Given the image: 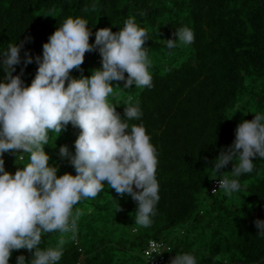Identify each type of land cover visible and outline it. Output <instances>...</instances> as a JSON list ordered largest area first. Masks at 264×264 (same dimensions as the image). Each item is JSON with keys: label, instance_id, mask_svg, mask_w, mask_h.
I'll return each mask as SVG.
<instances>
[{"label": "trees", "instance_id": "trees-1", "mask_svg": "<svg viewBox=\"0 0 264 264\" xmlns=\"http://www.w3.org/2000/svg\"><path fill=\"white\" fill-rule=\"evenodd\" d=\"M68 17L87 21L90 44L98 28L116 32L128 17L148 32L144 47L153 86L124 88L123 81H114L108 99L122 119L128 103L139 106L140 119L129 123L143 125L156 148L159 201L150 226H139L136 202L105 183L95 199L74 206V212L81 210L76 239L66 235L57 264H149L143 249L150 238L172 250L164 252L161 264L184 252L197 264H264V236L254 223L264 220V159L257 157L251 173L236 177L241 187L231 197L218 188L213 194L208 178L211 161L232 144L238 123L264 114V0H0V52L9 43L21 45L12 74L24 86L36 74L43 44ZM183 26L193 31V43L171 50L160 43ZM26 52L31 63H25ZM99 67V52H86L70 76H90ZM78 133L70 123L56 139L48 133L44 150L57 176L76 174L59 147L66 145L74 155ZM23 156L3 153L5 170L22 168L28 154ZM231 168L230 162L222 169L229 178ZM60 235L44 234L40 247L55 246ZM19 255L32 258L27 249L13 250L9 264Z\"/></svg>", "mask_w": 264, "mask_h": 264}, {"label": "clouds", "instance_id": "clouds-1", "mask_svg": "<svg viewBox=\"0 0 264 264\" xmlns=\"http://www.w3.org/2000/svg\"><path fill=\"white\" fill-rule=\"evenodd\" d=\"M90 35L85 19L66 18L43 44L42 58L35 57L37 71L27 86L19 75L12 74L20 63L21 45L9 43L0 52L4 73L0 80V264H9L12 251L20 249H27L32 258L26 261L19 255L16 264H57L66 235L76 239L81 210L74 212V206L82 199H95L105 183L136 202L137 225L148 227L152 222L159 201L156 148L143 125L129 123L140 119L139 106L128 103L122 119L108 99L114 95V81H123L124 88L153 86L152 61L144 47L148 32L128 17L116 32L98 28L92 44ZM172 35L160 39L169 50L194 42V33L187 26L176 28ZM93 50L100 54L101 67L90 76L71 77L70 72L83 64L85 53ZM25 57V63L32 62L27 52ZM69 123L79 129L75 154L61 145L59 155L69 160L76 174L57 176L44 145H49V132L56 139ZM5 152L19 155L21 160L28 154V160L12 174L4 167ZM257 157L264 159V114L260 113L238 123L232 144L221 148L211 161L208 178H218V189L231 197L241 187L236 177L251 173ZM230 162L228 172L233 178L222 171ZM254 223L257 233L264 236V220ZM52 232L61 233L56 245L41 248L42 236ZM161 247L154 246L153 252L172 251ZM147 255L149 260L153 258L151 252ZM169 264H197V260L191 253H176Z\"/></svg>", "mask_w": 264, "mask_h": 264}, {"label": "built area", "instance_id": "built-area-1", "mask_svg": "<svg viewBox=\"0 0 264 264\" xmlns=\"http://www.w3.org/2000/svg\"><path fill=\"white\" fill-rule=\"evenodd\" d=\"M214 188H218V179L212 181L210 191L212 192V189ZM154 246H162L161 250L167 248L166 243H164L163 241L150 238L147 240L146 245L143 249V255L149 264H161L164 260V252L166 251H162V254L157 255L155 254V252H153ZM150 252L153 254V258L151 260H149L151 257L147 255V253Z\"/></svg>", "mask_w": 264, "mask_h": 264}]
</instances>
